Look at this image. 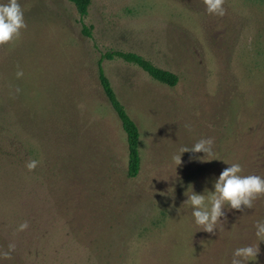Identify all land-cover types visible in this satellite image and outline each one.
Masks as SVG:
<instances>
[{
    "label": "rangeland",
    "instance_id": "374dc122",
    "mask_svg": "<svg viewBox=\"0 0 264 264\" xmlns=\"http://www.w3.org/2000/svg\"><path fill=\"white\" fill-rule=\"evenodd\" d=\"M18 2L27 28L0 45V252L15 244L0 264H231L236 248L258 244L246 264H264L254 227L264 196L243 211L226 204L215 234L183 205L190 185L207 198L232 163L264 177V0H225L223 17L203 0H92L91 37L69 0ZM110 49L179 76L169 87L121 59L103 62L140 129L136 178L98 81ZM209 138L211 161L186 152L174 162Z\"/></svg>",
    "mask_w": 264,
    "mask_h": 264
},
{
    "label": "clouds",
    "instance_id": "9594fccd",
    "mask_svg": "<svg viewBox=\"0 0 264 264\" xmlns=\"http://www.w3.org/2000/svg\"><path fill=\"white\" fill-rule=\"evenodd\" d=\"M203 3L209 14L219 17L226 14L225 0H203ZM26 28L24 12L18 0H7V3H0V45L8 44L19 38L21 30ZM23 75V71L18 68L17 78H22ZM20 91L19 88L16 89L17 93ZM213 143L211 138L200 139L191 148L181 147L179 154L173 156V160L179 166L182 164V155L190 152L193 153L190 160L211 161L205 159V157L213 155ZM201 152L205 154L203 157L194 155ZM37 166L38 161L36 160H30L26 163L29 171L35 170ZM242 170L241 164H230V167L223 170L218 179L214 181V192L205 190V193H209L207 198L205 194L196 193L191 185L188 187L185 192L187 199L183 202V205H191L193 209L192 216L195 218V223L200 226V231L215 234L218 225L223 222L221 218H226L224 211L226 204L230 209L243 211L242 206L251 209L253 208V202L264 196V177L242 175ZM28 227L29 224L25 221L19 225L18 231H25ZM254 227L256 237L264 242V221H257ZM259 245H245L236 248L232 253L231 264H246V262L257 258L260 253ZM14 251L15 244H9L7 251L0 252V258L11 259V253Z\"/></svg>",
    "mask_w": 264,
    "mask_h": 264
},
{
    "label": "trees",
    "instance_id": "16d2710c",
    "mask_svg": "<svg viewBox=\"0 0 264 264\" xmlns=\"http://www.w3.org/2000/svg\"><path fill=\"white\" fill-rule=\"evenodd\" d=\"M69 1L74 4L76 10L78 11L81 17L83 35L91 37V31L93 29V26H87L83 20L89 14V9L92 4V0ZM115 59H121L126 63L138 66L152 79L169 87H176L178 85L179 76L170 70L155 65L149 59L135 52H127L113 49L101 52V57L98 61V81L100 83L101 90L104 93V96L106 97L110 106L118 116L121 122L122 129L126 135L128 149L127 175L130 178H136L141 170L140 129L138 124L130 116L121 99L118 97V94L115 91L111 80L107 76L103 66V62L105 60L111 61ZM84 170L85 167L83 171ZM83 175L86 177V179L89 180L90 176L87 173Z\"/></svg>",
    "mask_w": 264,
    "mask_h": 264
}]
</instances>
